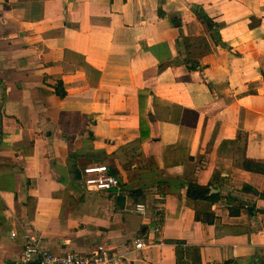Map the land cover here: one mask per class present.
<instances>
[{
	"label": "crops",
	"instance_id": "1",
	"mask_svg": "<svg viewBox=\"0 0 264 264\" xmlns=\"http://www.w3.org/2000/svg\"><path fill=\"white\" fill-rule=\"evenodd\" d=\"M90 164L120 188L88 190ZM261 166L264 0H0V264L31 236L123 264H264Z\"/></svg>",
	"mask_w": 264,
	"mask_h": 264
},
{
	"label": "built area",
	"instance_id": "2",
	"mask_svg": "<svg viewBox=\"0 0 264 264\" xmlns=\"http://www.w3.org/2000/svg\"><path fill=\"white\" fill-rule=\"evenodd\" d=\"M83 182L88 190L109 191L120 188L121 182L117 175L110 172L105 164H90L83 169ZM147 220L157 217L152 209L145 202H137L131 209ZM157 232H161L160 224L156 227ZM13 235L16 233L13 232ZM23 249L20 262L23 264H123V255L114 252L104 244H98L90 253L81 254L78 252H67L65 254H55L44 246L38 237L31 236ZM150 242L138 238L135 240V249L141 250L148 247Z\"/></svg>",
	"mask_w": 264,
	"mask_h": 264
},
{
	"label": "trees",
	"instance_id": "3",
	"mask_svg": "<svg viewBox=\"0 0 264 264\" xmlns=\"http://www.w3.org/2000/svg\"><path fill=\"white\" fill-rule=\"evenodd\" d=\"M204 21L206 22L207 26L211 28H219V24L214 22L213 19L203 16ZM58 91L61 95H63L64 91L59 86ZM252 163L248 160L245 161L244 166L246 169H252ZM263 166L257 167L256 170L263 171ZM187 197L193 200H209V201H216L218 198V194L211 193V186H202L197 183L191 182L187 188ZM197 218L204 219L207 218V220L210 219L209 214L201 215L199 212L197 213ZM211 220V219H210Z\"/></svg>",
	"mask_w": 264,
	"mask_h": 264
},
{
	"label": "water",
	"instance_id": "4",
	"mask_svg": "<svg viewBox=\"0 0 264 264\" xmlns=\"http://www.w3.org/2000/svg\"><path fill=\"white\" fill-rule=\"evenodd\" d=\"M19 264H23V263H19Z\"/></svg>",
	"mask_w": 264,
	"mask_h": 264
}]
</instances>
